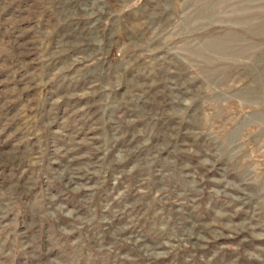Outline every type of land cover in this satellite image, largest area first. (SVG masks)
Instances as JSON below:
<instances>
[{
  "label": "rangeland",
  "instance_id": "1",
  "mask_svg": "<svg viewBox=\"0 0 264 264\" xmlns=\"http://www.w3.org/2000/svg\"><path fill=\"white\" fill-rule=\"evenodd\" d=\"M0 264H264V0H0Z\"/></svg>",
  "mask_w": 264,
  "mask_h": 264
}]
</instances>
